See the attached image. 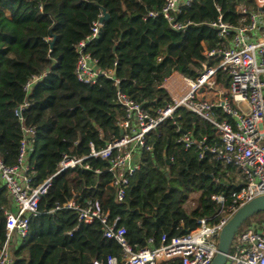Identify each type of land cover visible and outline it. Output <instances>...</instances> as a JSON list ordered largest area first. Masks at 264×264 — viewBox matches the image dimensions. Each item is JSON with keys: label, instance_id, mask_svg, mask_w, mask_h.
<instances>
[{"label": "trees", "instance_id": "trees-1", "mask_svg": "<svg viewBox=\"0 0 264 264\" xmlns=\"http://www.w3.org/2000/svg\"><path fill=\"white\" fill-rule=\"evenodd\" d=\"M239 6L246 15L238 13ZM163 7L164 0H0V157L4 164L17 163L22 123L14 111L19 106L27 104L21 113L23 125L36 132L28 162L34 171L31 186L37 187L55 173L64 154L85 156L89 143L98 150L119 137L117 119L123 111L116 103L118 90L151 111L165 106L170 99L159 85L167 76L178 72L195 79L203 64L218 63V57L205 55L220 47L211 26L218 16L235 28L258 11L254 0H192L175 17L186 28L176 31L159 14ZM102 9L108 18L98 35L87 41ZM82 42V53L95 60L102 73L93 85L75 75ZM109 70L119 80L117 86L103 75ZM33 77L39 80L25 91ZM216 115L223 117L219 110ZM175 121L176 125L168 120L149 134L152 149L142 154L122 202L115 201L104 160L90 158L84 161L90 170L68 169L55 176L38 204V215L29 221L28 236L15 250L14 264H92L108 256L122 257L121 246L103 237L99 222L78 225L73 211H52L72 192L80 193L81 204L97 200L110 223L118 218L116 227L125 229L133 250L148 246L149 239L158 247L163 235L186 234L201 218H213L220 207L212 197L222 195L228 200L236 189L238 172L211 154L201 159L197 148L185 149L175 142L178 125L196 140L205 138L206 144L220 146L207 121L183 108ZM191 194L196 198L188 208ZM9 204L6 190L0 189V248L5 240L3 210ZM261 217L264 212L245 223Z\"/></svg>", "mask_w": 264, "mask_h": 264}, {"label": "built area", "instance_id": "built-area-1", "mask_svg": "<svg viewBox=\"0 0 264 264\" xmlns=\"http://www.w3.org/2000/svg\"><path fill=\"white\" fill-rule=\"evenodd\" d=\"M191 2L164 0L159 14L170 22L174 30L183 31L186 24L176 22L175 17ZM254 3L263 10L249 14L245 24L234 28L224 23L221 15L211 24L221 43L220 47L205 52V55L219 58L215 66L203 64L195 79L178 72L171 73L159 85L170 102L154 111L118 90L116 103L123 111L117 119L119 137L112 138L98 150L89 143L90 151L85 156L64 154L55 173L37 187L31 186L34 171L28 162L36 132L34 127L23 125L21 113L27 104L14 111L22 123V137L15 165L4 164L0 157V189H5L10 198L9 206L3 210L5 240L0 248V264H14L15 250L28 236L30 219L38 215L41 198L47 193L52 179L61 172L75 168L90 170L85 160H104L109 164V184L115 191V201L122 202L129 178L141 165L142 154L152 149L148 142L149 134L168 120L176 125L177 111L182 108L207 121L221 145L210 146L205 138L196 140L178 125L176 129L180 135L175 142L185 149L197 148L201 159L205 153L211 154L223 166H233L238 172L236 189L228 200L222 195L212 197L220 207L213 218H201L197 227L186 234L171 238L163 235L158 247H154L153 240L149 239L148 246L133 250L125 238V229L116 227L119 219L115 218L110 223L108 213L102 210L97 200L87 199L81 204L77 201L80 193L72 192L65 203L56 205L52 211H73L78 225L99 222L104 229L103 237L121 246V258L108 256L105 261L92 260V264H161L175 260L179 264L212 262L217 253L219 233L228 219L240 206L264 195V0H254ZM237 11L246 15L242 6L237 7ZM99 26V23L93 25L87 41L98 35ZM84 46L85 42L78 46L80 55L75 75L82 83L93 85L102 73L97 69L96 61L82 53ZM103 75L112 79L115 86L119 84V80L113 78L112 70L103 72ZM38 80L39 77H33L25 85V91H30ZM218 110L222 118L216 115ZM225 264H264V228L253 224L234 237Z\"/></svg>", "mask_w": 264, "mask_h": 264}, {"label": "water", "instance_id": "water-1", "mask_svg": "<svg viewBox=\"0 0 264 264\" xmlns=\"http://www.w3.org/2000/svg\"><path fill=\"white\" fill-rule=\"evenodd\" d=\"M260 11L263 8H259ZM98 20L101 25L108 18L104 9ZM264 212V195L253 198L240 206L222 227L217 245V253L210 264H225L232 241L242 225L254 215Z\"/></svg>", "mask_w": 264, "mask_h": 264}, {"label": "rangeland", "instance_id": "rangeland-1", "mask_svg": "<svg viewBox=\"0 0 264 264\" xmlns=\"http://www.w3.org/2000/svg\"><path fill=\"white\" fill-rule=\"evenodd\" d=\"M196 195H189V203L186 205L188 208H191L194 206V201H195ZM264 217H261L259 219H255L252 223L248 224V223H244L242 225V227L238 230V232L236 233L235 237L239 235V233L241 231H244L245 229H247L248 227L252 226L253 224H255V226L259 227L260 229L264 228Z\"/></svg>", "mask_w": 264, "mask_h": 264}, {"label": "crops", "instance_id": "crops-1", "mask_svg": "<svg viewBox=\"0 0 264 264\" xmlns=\"http://www.w3.org/2000/svg\"><path fill=\"white\" fill-rule=\"evenodd\" d=\"M258 8V7H257ZM258 10H259V8H258ZM260 11V10H259Z\"/></svg>", "mask_w": 264, "mask_h": 264}]
</instances>
